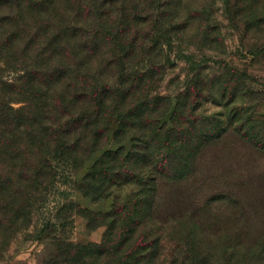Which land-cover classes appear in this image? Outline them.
Here are the masks:
<instances>
[{
    "label": "trees",
    "instance_id": "16d2710c",
    "mask_svg": "<svg viewBox=\"0 0 264 264\" xmlns=\"http://www.w3.org/2000/svg\"><path fill=\"white\" fill-rule=\"evenodd\" d=\"M170 1L0 0V55L18 64L14 101L23 103L14 110L0 100V155L8 150L30 192L51 184L54 161L79 169L99 153L80 191L113 197L110 211L89 212L106 226L102 242L68 244L66 264H264V120L256 109L242 98L207 114L204 76L159 95L154 63L96 60L104 48L125 45L117 49L125 59L138 55L136 45L142 57L157 48L148 26ZM261 2L248 8L259 22Z\"/></svg>",
    "mask_w": 264,
    "mask_h": 264
},
{
    "label": "rangeland",
    "instance_id": "374dc122",
    "mask_svg": "<svg viewBox=\"0 0 264 264\" xmlns=\"http://www.w3.org/2000/svg\"><path fill=\"white\" fill-rule=\"evenodd\" d=\"M178 2L170 1L169 7L154 12L152 19L157 24L150 21L148 34L152 40L158 38L159 44L146 49L149 54L140 56L136 45L131 54L138 55L125 59L117 52L126 47L123 45L102 49L96 60L105 62L111 56L122 67L140 68L154 63L158 68L155 77L162 78L154 90L159 95L175 96L191 80L204 76L208 93L200 109L220 114L240 106L238 100L243 98L247 105L242 106L255 108L264 120V16L259 22L258 11L248 12L250 5L257 6L255 0ZM106 24L102 27L105 33L111 29ZM86 27L90 29V24ZM12 58L0 55V100L9 101V107L17 110L23 103L14 101L19 95L13 92L20 86L21 72ZM231 100L235 102L231 104ZM7 137L12 145L19 141L16 134ZM114 147L108 143V148ZM6 153L0 155V264H66L68 244L102 242L106 226L98 225L101 219L90 222L89 212L110 211L113 197L92 199L80 191L82 179L99 153L92 154L79 169L54 161L56 174L51 184L30 192H23L16 162Z\"/></svg>",
    "mask_w": 264,
    "mask_h": 264
}]
</instances>
